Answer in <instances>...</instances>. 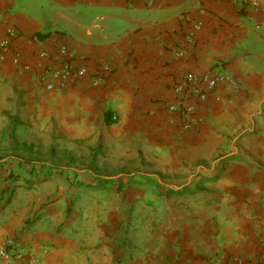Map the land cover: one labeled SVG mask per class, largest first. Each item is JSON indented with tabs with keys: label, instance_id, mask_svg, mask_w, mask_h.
Returning a JSON list of instances; mask_svg holds the SVG:
<instances>
[{
	"label": "crops",
	"instance_id": "1",
	"mask_svg": "<svg viewBox=\"0 0 264 264\" xmlns=\"http://www.w3.org/2000/svg\"><path fill=\"white\" fill-rule=\"evenodd\" d=\"M245 1L0 0L27 62L65 45L112 69L48 92L15 52L0 62V245L36 264H264V0ZM188 73L239 83L190 101L191 131L168 111Z\"/></svg>",
	"mask_w": 264,
	"mask_h": 264
},
{
	"label": "built area",
	"instance_id": "2",
	"mask_svg": "<svg viewBox=\"0 0 264 264\" xmlns=\"http://www.w3.org/2000/svg\"><path fill=\"white\" fill-rule=\"evenodd\" d=\"M238 8H246L249 4L245 0H231ZM252 7L260 11L259 4L253 2ZM197 30L201 24L195 26ZM19 33L14 27H8L5 35L0 37V62L8 61L12 52H15L11 58V64L21 68L26 72H31L35 68L38 70V80L40 85L48 92L58 89L66 90L69 87L85 80L87 77L92 78V87L101 86L111 75L112 69L108 65H102L91 73L89 67L85 64L78 63L76 56L69 47L61 46L56 54H50L48 51H41L38 54L37 64L33 65L27 62L23 55L14 50V43L18 39ZM183 53L176 54L177 57ZM53 63V65L51 64ZM219 85H226L235 89L239 88V83L227 74L218 75H198L195 73L186 74L183 79L174 86V92L178 101L168 106V111L172 114L180 113L182 117V128L185 131L198 129L202 119L198 115L195 106L190 103L192 100L205 102L210 94L216 90ZM117 118L114 117V120ZM0 259L7 264H36L33 256H26L19 248L15 238L8 239L0 245ZM234 264H245L244 260L236 257Z\"/></svg>",
	"mask_w": 264,
	"mask_h": 264
},
{
	"label": "rangeland",
	"instance_id": "3",
	"mask_svg": "<svg viewBox=\"0 0 264 264\" xmlns=\"http://www.w3.org/2000/svg\"><path fill=\"white\" fill-rule=\"evenodd\" d=\"M9 170V169H8ZM70 182L73 184V185H75V186H77V187H80L82 184H81V180H70ZM124 182V181H123ZM131 182H133V181H131ZM36 183H38V182H34V184H36ZM100 188H116V187H118L117 185H113L112 184V181H105V180H101L100 181ZM121 188H122V186H121Z\"/></svg>",
	"mask_w": 264,
	"mask_h": 264
},
{
	"label": "trees",
	"instance_id": "4",
	"mask_svg": "<svg viewBox=\"0 0 264 264\" xmlns=\"http://www.w3.org/2000/svg\"><path fill=\"white\" fill-rule=\"evenodd\" d=\"M44 168V167H43Z\"/></svg>",
	"mask_w": 264,
	"mask_h": 264
}]
</instances>
